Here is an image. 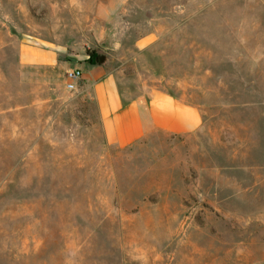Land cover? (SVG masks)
<instances>
[{"label":"rangeland","instance_id":"obj_1","mask_svg":"<svg viewBox=\"0 0 264 264\" xmlns=\"http://www.w3.org/2000/svg\"><path fill=\"white\" fill-rule=\"evenodd\" d=\"M22 43L94 49L203 125L107 146L78 83L21 66ZM0 264H264V0H0Z\"/></svg>","mask_w":264,"mask_h":264},{"label":"crops","instance_id":"obj_2","mask_svg":"<svg viewBox=\"0 0 264 264\" xmlns=\"http://www.w3.org/2000/svg\"><path fill=\"white\" fill-rule=\"evenodd\" d=\"M151 40L150 36L145 37L137 46L144 51ZM48 44L22 43L19 64L62 77L67 69L79 68L78 93L93 104L96 122L107 146L128 150L153 136L177 138L194 135L201 129L203 113L197 103L153 85L129 94L121 86L117 72L105 60L90 64L83 52L75 60L60 61L59 52ZM100 58L103 59L102 55H98ZM77 60L78 63H69Z\"/></svg>","mask_w":264,"mask_h":264},{"label":"built area","instance_id":"obj_3","mask_svg":"<svg viewBox=\"0 0 264 264\" xmlns=\"http://www.w3.org/2000/svg\"><path fill=\"white\" fill-rule=\"evenodd\" d=\"M81 76V70L79 68L67 69L65 71V77L69 82H67V86L70 88L76 87V82Z\"/></svg>","mask_w":264,"mask_h":264},{"label":"trees","instance_id":"obj_4","mask_svg":"<svg viewBox=\"0 0 264 264\" xmlns=\"http://www.w3.org/2000/svg\"><path fill=\"white\" fill-rule=\"evenodd\" d=\"M86 54L88 55L87 62H89L90 64H98L99 63L98 53L96 52V50H94V49L86 50Z\"/></svg>","mask_w":264,"mask_h":264},{"label":"water","instance_id":"obj_5","mask_svg":"<svg viewBox=\"0 0 264 264\" xmlns=\"http://www.w3.org/2000/svg\"><path fill=\"white\" fill-rule=\"evenodd\" d=\"M101 45L106 46V45H107L106 41L103 40V41L101 42ZM68 59H69V60H75V57H69ZM99 60L102 61L103 59L100 58Z\"/></svg>","mask_w":264,"mask_h":264}]
</instances>
